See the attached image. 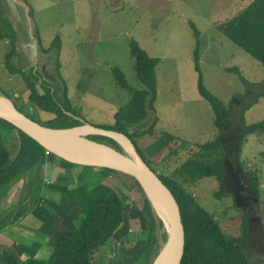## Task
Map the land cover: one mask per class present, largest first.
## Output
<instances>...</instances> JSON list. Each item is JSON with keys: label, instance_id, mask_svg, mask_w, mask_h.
Listing matches in <instances>:
<instances>
[{"label": "rangeland", "instance_id": "374dc122", "mask_svg": "<svg viewBox=\"0 0 264 264\" xmlns=\"http://www.w3.org/2000/svg\"><path fill=\"white\" fill-rule=\"evenodd\" d=\"M12 1L0 0V21L9 31L12 27L18 31L16 38L21 51L13 58V62L26 76L31 73L41 76L44 67L42 79L50 82L57 81L53 76L55 72L58 83L54 82L52 86L58 95H62V100L66 92L63 111L68 115L66 118L61 117L55 111L32 108L28 104L29 89L23 74L10 72L6 67V54L12 50V39L3 25H0V30L7 33L8 37H0V94L9 96L18 106H25L23 112H28L41 124L61 128L67 125L72 116L80 122L97 127L113 125L116 112L132 96L130 90L117 82L114 68L121 69L132 88H146L136 77L131 41H136L150 56L159 58L154 109L148 110V120L129 126L130 132L143 131L157 120L152 135L137 139L142 148L153 142L163 131L177 136L151 161L152 168L158 173L170 174L188 158L194 147L182 149L180 145L183 140L202 143L213 140L219 134L214 124V111L210 103L199 94V73L195 67L198 43L203 83L226 107L234 104L241 106L264 91V66L230 40L218 25L233 17L252 0H22L25 4L17 0L15 5ZM194 27L199 32V39ZM57 36L61 38V47L48 50ZM233 66H237L241 75L252 82L253 86L245 84L238 73L227 71ZM263 120L264 96L245 111L244 123L250 125ZM235 126L236 129L243 128L239 123L229 125ZM227 132L226 141H230L225 148L228 154L227 167L230 170L232 167L237 174L242 170L237 163L241 143L242 167L259 180L256 211L262 226L257 232L260 226L252 224L251 236L247 240L246 237L242 245L251 262L264 264V133L247 134L242 140L234 128H229ZM6 138L5 133H0V146L11 144ZM172 148L178 149V153L173 154L170 151ZM55 157L50 154L46 157V163L51 165V159L62 161ZM92 168L83 171L84 177L79 179L82 187L89 181L86 171ZM40 174L43 176L42 171ZM19 179L10 190L15 186L27 190L31 176ZM117 181L130 183L126 178H117ZM238 181L247 185L243 180ZM228 184L226 193L218 198L215 192L220 188L219 182L205 177L193 188V195L201 206L214 214L227 232L239 235L242 217H248L246 209L250 202L238 204L235 197L237 189L233 183ZM51 187L45 186L44 191L47 192ZM53 191L59 197L63 195L56 192L55 187ZM23 192L15 193L14 197L21 198ZM132 195L126 215L128 227L131 228V240L127 241V245H124L123 240V244L117 243L114 248L110 246L107 250L110 260L105 255L107 258L102 263L100 254L96 253L105 247L93 252L95 264L134 262L132 257L139 256L146 239L151 235L148 229L142 232L130 225L144 201L142 193L133 190ZM65 197L68 201L69 196ZM156 233L161 238L163 228H157ZM9 239L5 238L0 243H9ZM12 252L19 259L26 260L24 254L14 250ZM0 264L7 263L2 261Z\"/></svg>", "mask_w": 264, "mask_h": 264}, {"label": "trees", "instance_id": "16d2710c", "mask_svg": "<svg viewBox=\"0 0 264 264\" xmlns=\"http://www.w3.org/2000/svg\"><path fill=\"white\" fill-rule=\"evenodd\" d=\"M218 25L219 29L230 40L264 66V0H252L233 17ZM194 31L195 35L198 36L199 32L195 27ZM0 37H8V34L0 30ZM197 39H199V36ZM11 44L12 50L6 54V67L10 72L23 74L29 89L28 104L32 108L55 111L59 116L66 118L68 114L63 111L67 98L66 92L64 91V100H62V95H58L57 91L53 89L52 82L42 79V75L31 73L26 76L24 71L13 62L16 54V45L13 40ZM55 47H61V38L59 36L55 37L52 46L48 50H52ZM131 56L135 60L136 77L146 88H132L125 80L121 69L114 68L117 82L130 90L132 96L130 101L116 112L115 123L103 128L118 131L130 137L140 156L152 168L151 161L164 151L172 141H175L177 136L171 132L163 131L153 142L146 144L142 148L138 144L137 139L147 134L152 135L157 120L147 130L130 132L129 126L144 122L149 116L148 110L154 109V102L157 96L156 66L159 62V58L150 56L134 40L131 41ZM195 67L199 73V94L210 103L215 114L214 124L218 128L219 134L213 140L202 143H192L191 141L183 140L180 145L182 149L193 146L194 150L170 174L158 173L154 168L152 169L158 173L162 181L173 192L182 211L186 247L181 264H254L248 258L247 251L242 245V241L249 232L248 217L246 215L242 217L241 234L234 235L227 232L214 214L199 204L193 195V188L201 179L210 177L217 180L220 185L219 190L215 192V196L219 198L226 193L225 175L230 170L226 165L228 154L225 148H227V142H230L229 139L226 141L227 130L234 128L242 137V140L247 134L264 133V120L250 125L244 123L245 111L257 103L258 98L264 96V91L258 93L251 100L242 103L241 106L238 105L237 107L234 104L226 107L223 101L209 91L203 83L199 43L195 50ZM227 71L238 73L245 84L250 87L253 86L252 82L241 75V71L237 66L230 67ZM37 84L40 85L43 92L37 89ZM16 106L21 111L25 107L17 104ZM24 113L36 120L28 112ZM231 123L232 125H238L239 123L243 128L241 126L238 129H236V126L229 127V125L232 126ZM81 124L82 122L71 116L67 125L61 128L79 126ZM44 125L55 127L50 124ZM0 133H5L7 141L11 143L10 145L0 146V200L8 194L17 179H25L28 175L31 176L29 180L30 190L36 204L42 200L41 198H44L41 197L42 194L44 195V179L40 173L46 163V157L53 153L48 150L50 154L46 155L47 149L3 119H0ZM89 138L118 147V144L110 137L91 135ZM227 138H229V135ZM170 151L173 154L178 153V149L172 148ZM240 152L241 143L239 145L237 163L239 168L243 170L241 173H243L242 176L247 184L259 197L257 185L259 180L242 167ZM56 158L61 159L58 156ZM61 160L63 164L76 165L64 159ZM84 167L92 168L89 166ZM99 169L106 171L107 177L112 179L114 183H107L101 178L86 183L85 193L79 200L81 215L76 225L62 232L46 259L30 258L21 260L11 250L4 248L0 254L1 260L7 264H93L92 253L96 249L105 246L110 240H115L116 242L131 240V228L128 227L126 215L128 212L127 205L133 197L132 191L134 190L143 194L144 201L138 209L137 217L132 220L130 225L142 232L148 229L151 235L146 239L143 251L139 257L134 262L127 263L152 264L165 240V233L161 238L156 233L157 228H163L161 221L155 217L148 199L134 178L110 169ZM114 175L116 181H114ZM116 177L118 179L126 178L130 183H119ZM10 217L11 213L8 212L0 214V234L9 225ZM255 264H258L257 261Z\"/></svg>", "mask_w": 264, "mask_h": 264}, {"label": "water", "instance_id": "95a60500", "mask_svg": "<svg viewBox=\"0 0 264 264\" xmlns=\"http://www.w3.org/2000/svg\"><path fill=\"white\" fill-rule=\"evenodd\" d=\"M13 1V5L18 3L16 2L17 0ZM20 1L22 2V0ZM0 25L5 27L3 21H0ZM6 29L16 45L15 59L17 53L21 51V47L19 49V41L16 38L18 31L16 28L13 29V27L12 30L10 29L11 31H9V28ZM23 43L22 40L21 44ZM44 74L45 70L43 67L42 75ZM53 76L57 81H52V83H58L55 72ZM36 87L41 92L40 85L37 84ZM0 119L11 123L45 149L70 163L106 168L134 178L148 199L155 217L161 221L165 233L163 245L152 264L182 263L186 247V233L180 205L173 192L162 181L158 173L140 156L130 137L124 133L93 126L85 122H82L79 126L66 128H55L41 124L19 110L15 102L5 94H0ZM85 127L90 128L89 131L81 133V130ZM91 135L110 137L118 144V147L89 138ZM118 137L125 139L128 144L127 149L124 148ZM236 195L237 203L243 204V201L238 198L241 195L239 193H236ZM256 200L258 202L257 196ZM259 220L261 221V218Z\"/></svg>", "mask_w": 264, "mask_h": 264}, {"label": "crops", "instance_id": "0c3cea01", "mask_svg": "<svg viewBox=\"0 0 264 264\" xmlns=\"http://www.w3.org/2000/svg\"><path fill=\"white\" fill-rule=\"evenodd\" d=\"M84 170H87L84 166L67 165L58 160H52L51 165L45 163L42 168L43 192H45V186L51 185L52 187L48 188L44 195H41L44 198H41L42 200L36 204L31 194L29 181L27 190L18 186L10 190L0 200V214L11 213L9 225L0 234V237L2 236L0 242H3L5 238H10L9 243H3L6 246L0 243V254L4 248L10 247L9 250L12 248L11 251L24 254L26 260L30 258L46 259L62 232L74 227L81 215L79 200L85 193V186L80 185L79 179L84 177L82 176ZM89 170L91 171H86L89 176L88 182L101 178L107 183H114L112 179H108L106 171L96 167ZM114 181H116L115 177ZM53 187L56 192L63 193L64 197L62 194L60 197L57 196ZM20 191L23 192L21 198L14 197L15 193ZM65 196H69L68 201ZM117 243L123 244L122 241L110 240L103 246L105 247L102 248L103 251L96 253V255L100 254L101 263L107 258L105 255L110 260V253L107 250L110 246L114 248ZM124 245H127V241ZM140 246L143 245L140 244ZM98 250L101 249L98 248L95 251ZM142 250L143 248L141 252ZM138 257L134 256L132 259L136 260ZM92 263L95 264L94 260Z\"/></svg>", "mask_w": 264, "mask_h": 264}, {"label": "flooded vegetation", "instance_id": "af4514ba", "mask_svg": "<svg viewBox=\"0 0 264 264\" xmlns=\"http://www.w3.org/2000/svg\"><path fill=\"white\" fill-rule=\"evenodd\" d=\"M231 170H228V172H227V179L225 181V184L227 185L229 183L231 185L233 183L235 188L237 189V190H235L236 191L235 197L237 198L236 193L240 192L239 194L241 195V197H238L239 200L240 201L245 200L246 202L247 201L250 202L249 208L246 209V211L248 212L247 215H248V221H249V232H248V235L246 238V240H247L251 236L250 229H251L252 223L260 226V228L257 230V232L261 229V226H262V223L259 220L260 217L256 211L257 210L256 209V207H257L256 206L257 205L256 195H255V192L252 190V188H250L249 184L245 185V184L239 183L238 180H240V182H242L241 180H243V182L246 183L245 178L241 175L242 174L241 171H239L237 174L233 171L232 167H231ZM259 211H260V207H259ZM262 236H263V234H262ZM261 238L262 237H260V239ZM253 240H255V238Z\"/></svg>", "mask_w": 264, "mask_h": 264}, {"label": "bare ground", "instance_id": "6f19581e", "mask_svg": "<svg viewBox=\"0 0 264 264\" xmlns=\"http://www.w3.org/2000/svg\"><path fill=\"white\" fill-rule=\"evenodd\" d=\"M89 129H90V128L85 127V128H83V129L81 130V133H85V132L89 131ZM118 139H119V141L121 142V144L124 146V148L127 149L128 144L126 143L125 139L122 138V137H118ZM167 225H168V224H167Z\"/></svg>", "mask_w": 264, "mask_h": 264}, {"label": "built area", "instance_id": "2783aa9c", "mask_svg": "<svg viewBox=\"0 0 264 264\" xmlns=\"http://www.w3.org/2000/svg\"><path fill=\"white\" fill-rule=\"evenodd\" d=\"M49 154H50V152L47 150V151H46V155H49Z\"/></svg>", "mask_w": 264, "mask_h": 264}]
</instances>
